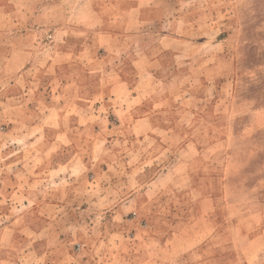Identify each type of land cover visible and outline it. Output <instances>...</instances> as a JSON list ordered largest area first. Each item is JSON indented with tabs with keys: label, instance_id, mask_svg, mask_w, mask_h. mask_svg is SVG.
Wrapping results in <instances>:
<instances>
[{
	"label": "rangeland",
	"instance_id": "rangeland-1",
	"mask_svg": "<svg viewBox=\"0 0 264 264\" xmlns=\"http://www.w3.org/2000/svg\"><path fill=\"white\" fill-rule=\"evenodd\" d=\"M40 127L37 164L76 169L72 264H264V0H0V132Z\"/></svg>",
	"mask_w": 264,
	"mask_h": 264
},
{
	"label": "crops",
	"instance_id": "crops-1",
	"mask_svg": "<svg viewBox=\"0 0 264 264\" xmlns=\"http://www.w3.org/2000/svg\"><path fill=\"white\" fill-rule=\"evenodd\" d=\"M57 34L53 35L54 40L57 39ZM13 35L14 38L21 39L24 45L30 41L41 42L42 39L39 29H25ZM28 63L29 60L21 67L22 70L30 66ZM22 74L23 71H20V76H23ZM13 80L20 81L21 87L30 83L25 78L18 77ZM9 98L21 103L31 102L25 107L31 112L39 111L37 115L41 117L44 116V112L49 113L53 109L54 102H59L61 96L59 91L47 93V95H44V92L42 95V92L33 91L32 94L23 87ZM120 100L121 98H118V101ZM39 101L44 103H35ZM46 103L49 110L45 108ZM126 110L124 109L123 112ZM74 113L59 107L53 114L61 118L73 117ZM74 127L71 125L65 127L62 124L55 128L57 134L64 131V138L68 140L69 130ZM21 129L19 132L21 134L24 132L25 136L21 137L20 145L12 142V136L9 135L10 129L2 128L0 132L4 153L7 152L5 151L7 148H20L18 158H7L0 162V166H3L0 168V264H72L75 254L85 245L81 243L75 249V244L79 243L76 240V222L73 217V213L76 212L75 166L71 165L70 160L52 163L49 169L39 166L37 155L44 150L40 147L41 142H47L49 145L54 142L48 139L46 141L45 137L42 138V135L46 133L44 127L35 131ZM68 143L70 145L69 140ZM32 148L38 150L35 154L36 161L28 162V157L32 155L29 150ZM12 159H16L14 163L17 165L16 169L11 166ZM87 173L85 172L84 175ZM8 179H15L17 182L11 189L3 187ZM64 214L67 220H63Z\"/></svg>",
	"mask_w": 264,
	"mask_h": 264
}]
</instances>
